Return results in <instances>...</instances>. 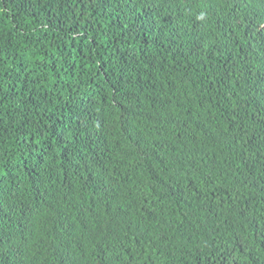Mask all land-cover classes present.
I'll list each match as a JSON object with an SVG mask.
<instances>
[{
	"label": "trees",
	"instance_id": "trees-1",
	"mask_svg": "<svg viewBox=\"0 0 264 264\" xmlns=\"http://www.w3.org/2000/svg\"><path fill=\"white\" fill-rule=\"evenodd\" d=\"M0 264H264V0H0Z\"/></svg>",
	"mask_w": 264,
	"mask_h": 264
}]
</instances>
